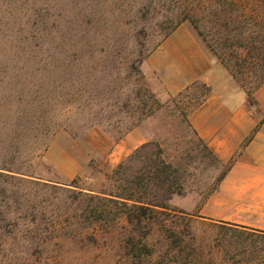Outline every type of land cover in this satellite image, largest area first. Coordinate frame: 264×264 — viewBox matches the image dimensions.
I'll return each mask as SVG.
<instances>
[{
    "label": "rangeland",
    "instance_id": "1",
    "mask_svg": "<svg viewBox=\"0 0 264 264\" xmlns=\"http://www.w3.org/2000/svg\"><path fill=\"white\" fill-rule=\"evenodd\" d=\"M208 1L0 0V106L11 109L15 119L22 114L51 126L36 177L58 185L77 180L80 187L97 192L114 188L112 172L136 151L127 156L121 151L136 130L146 143L158 142L182 175L183 194L173 197L171 208L216 222L264 227V198L257 207V189L221 190L238 154L221 161L190 122L213 95L223 99L229 113L245 102L247 119L264 118L257 112L254 89L257 62L264 61V54L239 50L230 56L228 63L242 67L233 77L191 22L177 24L182 11ZM233 1L242 7L231 14L245 15L247 32L255 30L256 38L257 0ZM177 30L178 37L203 46L214 82H197L173 96L163 84L164 70L150 60ZM157 60L163 61L162 56ZM255 135L257 126L246 144ZM246 174L255 177L254 171L234 176ZM260 188L264 193V182ZM160 239L156 234L150 242L159 244Z\"/></svg>",
    "mask_w": 264,
    "mask_h": 264
},
{
    "label": "trees",
    "instance_id": "2",
    "mask_svg": "<svg viewBox=\"0 0 264 264\" xmlns=\"http://www.w3.org/2000/svg\"><path fill=\"white\" fill-rule=\"evenodd\" d=\"M241 7L210 0L182 11L177 23L191 22L233 77L242 67L228 63L230 56L264 54V0H257L256 38L245 15L231 14ZM257 69L256 90L264 84L263 60ZM12 115L0 106V264H264V230L169 206L183 194L182 175L158 142L114 169V188L58 185L35 176L51 126ZM156 234L159 244L150 242Z\"/></svg>",
    "mask_w": 264,
    "mask_h": 264
},
{
    "label": "crops",
    "instance_id": "3",
    "mask_svg": "<svg viewBox=\"0 0 264 264\" xmlns=\"http://www.w3.org/2000/svg\"><path fill=\"white\" fill-rule=\"evenodd\" d=\"M177 30L173 37L164 43L152 55L151 63L155 69H163V84L167 91L175 96L187 90L197 82L212 85L211 62L203 46L196 39L178 37ZM177 36V37H176ZM162 56L163 61L158 62ZM220 69V68H218ZM174 72V73H173ZM221 80H219L220 82ZM243 99H246L245 94ZM257 112L264 116V84L257 90ZM245 102L235 104L229 113L223 99L216 95L207 98L190 116V122L198 137L223 162H227L238 154L239 162L229 171L221 182V190L234 189L247 191L257 189V207L264 198L260 184L264 182V118L257 122L245 117ZM226 111V112H225ZM257 126V135L246 144L249 134ZM146 139L135 130L131 132L122 147L125 156L146 143ZM237 171H254L255 177L246 174L235 178ZM255 185V186H253ZM216 199L211 197L207 207ZM264 230L263 226H258Z\"/></svg>",
    "mask_w": 264,
    "mask_h": 264
}]
</instances>
